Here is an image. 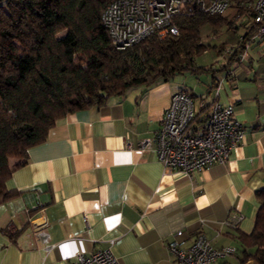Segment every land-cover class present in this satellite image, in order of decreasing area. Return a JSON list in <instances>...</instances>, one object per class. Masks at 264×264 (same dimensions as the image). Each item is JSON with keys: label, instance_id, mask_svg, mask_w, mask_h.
Segmentation results:
<instances>
[{"label": "crops", "instance_id": "0c3cea01", "mask_svg": "<svg viewBox=\"0 0 264 264\" xmlns=\"http://www.w3.org/2000/svg\"><path fill=\"white\" fill-rule=\"evenodd\" d=\"M238 14L218 36L235 34L216 50L217 67L136 85L68 113L27 149L26 163L6 181L18 194L0 204V264H68L79 252L108 247L120 264H178L168 242L188 247L198 233L215 248H235L214 264H250L244 259L253 248L238 235L252 231L256 191L264 188V37ZM180 90L192 96L200 127L213 101L231 105L243 122L244 136L225 162L186 174L166 170L153 142L139 147ZM232 214L241 216L235 226L224 222Z\"/></svg>", "mask_w": 264, "mask_h": 264}, {"label": "trees", "instance_id": "16d2710c", "mask_svg": "<svg viewBox=\"0 0 264 264\" xmlns=\"http://www.w3.org/2000/svg\"><path fill=\"white\" fill-rule=\"evenodd\" d=\"M110 1L0 0V204L18 194L6 181L56 120L102 106L133 86L195 71L203 67L195 65L197 54L212 48L221 52L235 39L231 30L229 39L214 36L230 29L231 18L188 4L174 18L177 34L154 32L119 49L100 19ZM252 2L230 0L229 7L252 17ZM251 29L256 30L254 25ZM207 106H200L201 111ZM198 118L196 114L197 122L202 121ZM256 196L253 229L238 238L253 248L244 260L264 264V188Z\"/></svg>", "mask_w": 264, "mask_h": 264}, {"label": "built area", "instance_id": "2783aa9c", "mask_svg": "<svg viewBox=\"0 0 264 264\" xmlns=\"http://www.w3.org/2000/svg\"><path fill=\"white\" fill-rule=\"evenodd\" d=\"M188 4L210 14H224L230 0H111L101 11L100 19L113 45L123 49L154 32L159 36L177 34L174 18ZM251 19L256 32L264 37V0H253ZM206 103L202 98L200 106ZM203 123L201 127L198 125L192 96L177 91L162 114L160 127L142 139L139 147L144 149L153 142L156 156L166 170L186 174L225 162L244 136L243 122L233 118L231 105L213 101ZM240 219L239 214H232L224 222L235 226ZM167 246L178 264H214L235 249L232 246L215 248L202 233L188 247H180L176 240H170ZM68 264L120 262L108 247L88 254L79 252Z\"/></svg>", "mask_w": 264, "mask_h": 264}, {"label": "rangeland", "instance_id": "374dc122", "mask_svg": "<svg viewBox=\"0 0 264 264\" xmlns=\"http://www.w3.org/2000/svg\"><path fill=\"white\" fill-rule=\"evenodd\" d=\"M235 10H236V6L235 5H233V6L230 5V7H228L226 9V11H225L224 14H227L228 17L232 18V15H233V13H234ZM243 16L244 17H248L249 19H251V17H249V16H245V15H243ZM217 33L218 32H215L214 33V36L217 37L219 35ZM256 36L262 37L257 32H256ZM225 45H223V49L225 48ZM226 47H227V45H226ZM222 59H223V57H221V54L216 51V48H212L211 50H207V51H204V52H201V53L197 54L196 57H195V64L196 65H200V66H206V67L207 66H210V65H215L217 67L218 64L220 62H222ZM185 74H188L189 75V73H185ZM196 92H198V90H196ZM249 263L250 264H253L252 261L249 262Z\"/></svg>", "mask_w": 264, "mask_h": 264}]
</instances>
